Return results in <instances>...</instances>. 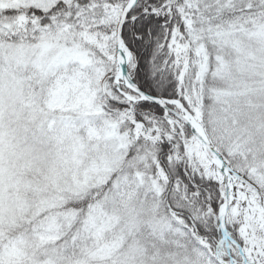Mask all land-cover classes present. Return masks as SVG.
<instances>
[{
  "label": "snow or ice",
  "instance_id": "snow-or-ice-1",
  "mask_svg": "<svg viewBox=\"0 0 264 264\" xmlns=\"http://www.w3.org/2000/svg\"><path fill=\"white\" fill-rule=\"evenodd\" d=\"M0 264H264V0H0Z\"/></svg>",
  "mask_w": 264,
  "mask_h": 264
}]
</instances>
